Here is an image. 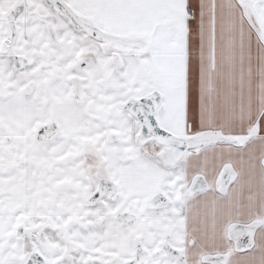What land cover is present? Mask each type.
Masks as SVG:
<instances>
[{"label":"snow or ice","instance_id":"6c2138e0","mask_svg":"<svg viewBox=\"0 0 264 264\" xmlns=\"http://www.w3.org/2000/svg\"><path fill=\"white\" fill-rule=\"evenodd\" d=\"M0 264H264V0H0Z\"/></svg>","mask_w":264,"mask_h":264}]
</instances>
